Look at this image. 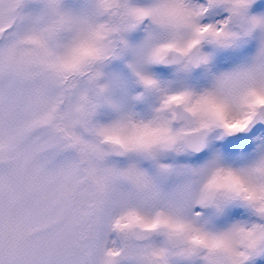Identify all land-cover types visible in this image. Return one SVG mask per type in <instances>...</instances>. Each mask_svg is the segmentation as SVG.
<instances>
[{
	"label": "rangeland",
	"instance_id": "obj_1",
	"mask_svg": "<svg viewBox=\"0 0 264 264\" xmlns=\"http://www.w3.org/2000/svg\"><path fill=\"white\" fill-rule=\"evenodd\" d=\"M117 19L128 67L100 77L89 96L84 61ZM177 38L205 45L199 68L148 74ZM139 80L150 87L136 91ZM262 89L264 0H0V264H264V137L241 151L221 142L187 163L178 154L174 168L145 150L178 143L185 128L157 120L167 97L195 111L197 127L238 133ZM94 116L146 167L128 151L115 169L105 161L89 215L86 197L102 180L85 168L91 143L79 125ZM135 222L184 244L166 235L136 243Z\"/></svg>",
	"mask_w": 264,
	"mask_h": 264
},
{
	"label": "flooded vegetation",
	"instance_id": "obj_2",
	"mask_svg": "<svg viewBox=\"0 0 264 264\" xmlns=\"http://www.w3.org/2000/svg\"><path fill=\"white\" fill-rule=\"evenodd\" d=\"M104 20H105V15H104ZM120 22L121 21L117 19V24L116 26H114L115 27L114 30L112 29L113 30L112 34L102 38L101 41L98 44H96V46L94 47L93 52L89 53L84 61L85 71L88 72V74H92L91 75L92 78L84 77V79L82 80V90H84V92H86L87 95L89 96H91L90 88L97 86L100 77H103L105 74H107L108 72H110L112 69L116 67H120V68L128 67L126 58H123V56L124 55L125 57L127 56L128 50L131 48V43H129V40H128L130 38L124 37V34L122 35L121 31L123 30V27L120 26ZM196 43L199 44V48H200L199 49V65L197 67H192L190 64V59H189V50L191 46H193ZM176 44H178V38L173 41L172 45L168 44V47H166L163 50V52L158 56V59L152 62L149 61V63L147 64L148 69L146 70L148 74H149V71L152 70L153 72H156V73H162L165 76L170 74L173 78L174 72H172L171 68L185 66L186 72L189 71L187 69V65H189L190 66L189 68L193 70H197L199 68L205 45L201 41L190 42L185 46V48H183L182 46L181 48L179 47L180 46L179 44L178 45ZM97 45L98 47L99 45L101 46L98 48ZM96 48H98L97 50L98 53L94 56L92 54H94ZM89 49H93V48L89 46ZM169 49H176L180 51V53H176L174 54L173 57H171L170 62L172 63L168 62L165 64H161L160 63L161 57ZM93 71H96V72L92 73ZM186 72L185 73L183 72L184 74L182 78L184 79L187 78V76H184L186 75ZM78 76L81 77V74ZM150 84L151 83L149 81L139 80L137 82V86L135 90L137 91L141 87H143V90L145 91L146 89L150 87ZM79 90L81 91V87ZM261 92L263 93L262 95L250 101L251 105L247 111V112H250V115H247V114L245 115V117H247L248 119L246 120L244 125L240 127V131L238 133H235L233 131L234 126H235L233 125V123H232L233 126L229 127V129L233 127L232 131L227 130L224 127V125H220V123H215V122L213 123L212 121H210L211 124H213L211 126H209L208 124L207 125L202 124L197 127V125H195V123L197 124V119H196L197 116H196L195 111L193 112L189 108H187L185 103H183L182 101L175 100L172 103L170 97H167V100H168L167 104H166V101L164 103L170 107L165 106V104L163 103L160 104L157 107V110L162 118L157 119V120L163 123V119H166L167 123L170 126H172V127L167 126L168 130L170 128L175 129V126H178V125H182L185 128L181 132L182 134L180 136L179 142L169 145L167 149L158 148L154 150L152 148H146L145 150H148L147 151L148 157H150L152 160L155 158L158 159L157 162L162 161L159 164H162L163 162L167 163L168 161L166 160L170 159L171 161L168 163L172 165L170 166L171 168H174L175 165L177 164L175 159L178 154H181V157H182V159L179 161H182L184 163L185 162L187 163L188 161H197L199 157L203 154V152L205 151L208 152L209 150H212L214 147H218V145L221 144V142H223L222 144H224L226 147H229L230 149L238 148L240 151L247 149V147H251L252 138L250 136L254 134H258L260 137H264V122L262 124L253 125L249 129L245 130L247 123L255 115L258 108L260 106H264V89H262ZM260 97L262 98L259 99ZM90 99L94 101L93 103L96 106L97 98L95 99L93 96ZM171 108H173L174 110L173 115L172 113L169 112V116H167L166 118L164 114H166L168 110L170 111ZM177 108L181 110L183 109L187 111V113L189 112L190 114H192L190 123H188L187 119L176 120ZM210 112H207L206 113L207 115L206 114L205 115L208 116ZM205 115H203L204 116L203 118H206L207 120H209L207 117H205ZM163 116H165V118ZM80 120L81 121H80L79 129L82 132L84 131L86 133V138H89L91 145H94V148L91 147V145H89L90 149L89 150L88 148L86 149V157L88 159V164H87L88 166L85 167L92 183L95 182L94 180H99V181L102 180L104 170L103 171L101 170L108 166L104 164L105 161L109 162V168L115 169L119 166L118 162L124 159V156L126 155L127 151L129 153H132V156L136 160L137 166L139 168L146 167L145 162L142 159V156L137 152V150H134V149L130 150L129 148L123 147V145L120 144L119 140H117L114 137L109 136L103 131L102 125H100V122L97 121L96 116L88 117V119L87 118L85 119L88 125H85L82 122V118H80ZM93 121H95V123H93ZM138 121H139V118H135V122H138ZM149 121H154V120L149 118ZM60 123L61 121L59 120L58 124ZM92 123L95 125L94 128L92 126ZM221 128L224 129L225 132H219V130H222ZM59 129L60 128L57 126V130ZM197 131H200V132L198 133ZM214 131H216V139L213 138L215 134ZM186 133H190V135H187L185 138L186 140H184L183 138L186 135ZM190 137H192L194 141L188 140ZM199 137L201 138L199 139ZM201 140H203L202 143H201ZM154 152L155 154H153ZM162 153H165V155H162ZM171 153H174V155L170 156ZM95 164H97L98 166L99 164L101 165L99 166L98 169H96L94 168ZM91 188L92 190L90 189L88 196L86 197V202H87L86 208H87V212L89 215L92 214L91 209H93V206H96V204H98L100 200L102 199L103 192L105 191V184L103 183V180H102L101 183L99 184L96 183V185H93ZM134 225H140L142 227H153V226L160 225V224L156 223V224L150 225V224H140L139 222H135L130 228V231H129L130 234H132V228ZM160 226H161V231L158 234H156L157 236L159 235L170 236L171 234H180L178 232L162 231L163 226L162 225ZM156 235H154L153 237L143 242H147L151 240L152 238L156 237ZM133 241H136V243H141L140 241L134 238H133Z\"/></svg>",
	"mask_w": 264,
	"mask_h": 264
},
{
	"label": "water",
	"instance_id": "obj_3",
	"mask_svg": "<svg viewBox=\"0 0 264 264\" xmlns=\"http://www.w3.org/2000/svg\"><path fill=\"white\" fill-rule=\"evenodd\" d=\"M199 49H200L199 48V44L197 43L190 50V61H191L192 66H194V67H197L199 65ZM176 53H180V51H178L176 49H169L164 54V56L160 59V62L162 64H165V63H168V62L169 63H172V62H170L171 57H173L174 54H176ZM263 108H264V106H260L259 107V111L255 114L254 118L252 120H250V122L247 124L245 130L249 129L254 124H258V123L264 122V115H263V113H261L263 111ZM191 118H192V114H190L189 112L187 113V111H185L183 109L182 110L179 109V111H178V113L176 115V120L187 119L188 120V123L191 122ZM197 132L199 133L200 131H197ZM187 135H190V133H186V135L183 138L184 140H186L185 138H186ZM200 138L201 137H199V139ZM188 140H193L194 141V139L192 137H190ZM202 141L203 140H201V143H202ZM160 229H161L160 226H155V227H141L139 225H135L132 228V235L136 239H138V240H145L148 237H150V236L154 235L155 233H157ZM169 240L170 241H174L178 245H182L183 244V238L179 234H175V235L170 236L169 237ZM200 248L202 249L203 247L201 245H196L195 246V250H197V251Z\"/></svg>",
	"mask_w": 264,
	"mask_h": 264
}]
</instances>
